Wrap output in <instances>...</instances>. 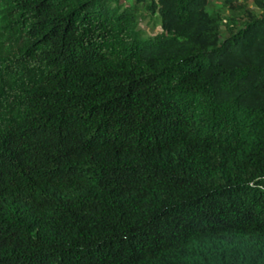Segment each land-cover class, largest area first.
Listing matches in <instances>:
<instances>
[{"label":"trees","instance_id":"trees-1","mask_svg":"<svg viewBox=\"0 0 264 264\" xmlns=\"http://www.w3.org/2000/svg\"><path fill=\"white\" fill-rule=\"evenodd\" d=\"M0 264H264V0H0Z\"/></svg>","mask_w":264,"mask_h":264},{"label":"rangeland","instance_id":"rangeland-1","mask_svg":"<svg viewBox=\"0 0 264 264\" xmlns=\"http://www.w3.org/2000/svg\"><path fill=\"white\" fill-rule=\"evenodd\" d=\"M140 25L147 35L155 34L159 30L157 21H153L150 18H145L142 20Z\"/></svg>","mask_w":264,"mask_h":264}]
</instances>
